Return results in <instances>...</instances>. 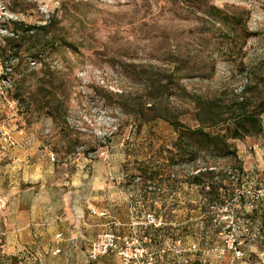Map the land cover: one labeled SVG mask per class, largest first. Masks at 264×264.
I'll return each mask as SVG.
<instances>
[{"label":"rangeland","instance_id":"1","mask_svg":"<svg viewBox=\"0 0 264 264\" xmlns=\"http://www.w3.org/2000/svg\"><path fill=\"white\" fill-rule=\"evenodd\" d=\"M48 22L51 43L5 41L19 23ZM263 96L264 0H0V264H81L51 220L81 199L161 217L168 231L148 233L152 244L179 237L211 251L187 253L193 264H264V113L258 136L233 143L240 169L178 150L159 117L192 129V97L255 109ZM32 210L49 221L17 235Z\"/></svg>","mask_w":264,"mask_h":264},{"label":"trees","instance_id":"2","mask_svg":"<svg viewBox=\"0 0 264 264\" xmlns=\"http://www.w3.org/2000/svg\"><path fill=\"white\" fill-rule=\"evenodd\" d=\"M16 29L11 30V37L5 41H24L30 43L39 36L48 43L50 40L49 31L54 28V24L48 22L42 26H31L19 23ZM55 40L52 46L59 41L56 40L57 34H53ZM62 44L65 45L64 42ZM52 46H50L52 48ZM49 47L41 48L40 52L47 51ZM30 50V49H27ZM32 58L36 59L37 54ZM20 99L19 96L14 98ZM193 121L195 127L192 129L182 126L180 129L164 115L161 119L174 126L177 139L175 148H189L192 155L202 152H209L215 156L233 157L235 160L233 169H240L239 161L233 143L246 137L258 136L262 132L260 116L264 113V96L259 99L256 108L252 109L246 100L232 102L228 104L205 98L192 97ZM201 174L193 178V183H202Z\"/></svg>","mask_w":264,"mask_h":264},{"label":"crops","instance_id":"3","mask_svg":"<svg viewBox=\"0 0 264 264\" xmlns=\"http://www.w3.org/2000/svg\"><path fill=\"white\" fill-rule=\"evenodd\" d=\"M3 145L4 143L2 144V147ZM4 147H7V145L6 146L4 145ZM0 154L2 153L0 152ZM78 190L79 191H77L76 194L82 195L81 194L82 189L79 188ZM68 201L69 200L67 199L66 204ZM87 203L88 202L86 199H84L83 201L81 199L78 204L77 202H75V200L69 202L67 207L65 206V204H63L64 206H61V207L65 209L66 216L63 217L61 215L60 216L54 215L53 218L51 219L55 222L62 223L61 226L64 228L63 233L62 232H59V233L55 232L56 234L54 233L55 238L58 236L62 237V239L60 238L61 240L58 239L57 241L62 242L63 248L66 249L67 251H70L71 254L68 255L69 258H72V255H74V258L78 257L77 259H80L79 263L81 264H84L87 262V257H86L87 251H84L85 246H86L85 243L91 242V241H92L91 243H93L96 240L97 236L104 234V233H112V234L121 235V236L122 235L129 236L135 233L139 237H144V236L147 237L149 239V242L145 244V247L149 253L154 254L155 264H177L179 263L180 257L177 255L178 250H181L184 256L187 255V253L188 255L192 254L189 251V247L193 245V243L187 242L179 237H175V239L172 242H169V243L165 242L163 246L162 244H160L159 246H155V244L153 245L151 242L152 241L151 236L148 235V233L153 231L156 234L165 235L168 230L167 228L164 227L165 224L159 229H152V228H146V227L141 226L140 224L142 223L145 214H147L146 212H144L139 218L134 217V215L130 211L127 212V215L125 214V212L119 215H116L115 214L116 211H112L109 208L106 209L103 202L99 204L96 203L98 205L96 207L93 205H88L86 208ZM61 207H54V210L55 208L61 209ZM89 209L92 211L89 213L90 214L89 216L99 221V223L97 221V223L94 226H91L87 223L89 216L87 212H84V211L86 210L89 211ZM37 213L38 212H35L34 210H32L31 217L21 216L17 219L15 226L17 228L16 230L20 231V233L18 232L17 235L24 234L25 236H27L28 233L24 229L25 227H28L31 223L32 225L33 223L36 225H39L41 224L43 220L46 222L49 221V217L47 218L43 216L44 218H41L37 215ZM85 214L87 216H85ZM101 214H104V215L101 216ZM89 227H95V228L102 229V230L98 229V231H95L93 233V236L95 235L93 239L94 241L90 239L91 237L89 236V234H87V230ZM196 245L198 246V244ZM112 255L118 258L116 255L114 254ZM194 255H191V256L193 257ZM200 260L197 257V259L191 260L189 264H193L196 261H200ZM120 264H121V261H120Z\"/></svg>","mask_w":264,"mask_h":264},{"label":"built area","instance_id":"4","mask_svg":"<svg viewBox=\"0 0 264 264\" xmlns=\"http://www.w3.org/2000/svg\"><path fill=\"white\" fill-rule=\"evenodd\" d=\"M264 192V188L259 191L260 194ZM3 201L0 199V209L2 207ZM104 214H101L103 216ZM146 228L159 229L164 223L161 217L155 216L153 213L145 214L142 223L140 224ZM60 237V236H58ZM149 242L147 237H139L137 234L132 235H116L112 233H104L97 236L96 240L91 243L89 250L87 251V259L90 262H94L100 257L106 256L110 253L116 255L121 264H155L154 254L149 253L145 247V244ZM233 242L231 245L226 246V249L233 251ZM189 251L193 254H200L203 258L209 257L211 254L210 250H201L198 246L192 245ZM59 253V250H55L53 255ZM213 258L215 260H220L223 256L222 250H214ZM177 255L180 257L178 264H189L191 260L183 255L181 250L177 251Z\"/></svg>","mask_w":264,"mask_h":264}]
</instances>
